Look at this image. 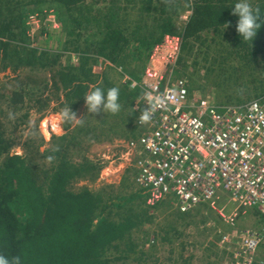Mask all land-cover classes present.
Here are the masks:
<instances>
[{
    "label": "trees",
    "instance_id": "1",
    "mask_svg": "<svg viewBox=\"0 0 264 264\" xmlns=\"http://www.w3.org/2000/svg\"><path fill=\"white\" fill-rule=\"evenodd\" d=\"M98 1L102 0H0V70L10 67L35 74L49 69L51 73V80L45 76L42 79L31 75L17 77V85L3 95L13 115L22 109L29 112L39 103L40 89L43 91L42 86L48 85L49 80L54 90L62 92L64 107L72 111L85 101L90 85L105 93L116 87L119 110L105 112L104 116L98 113L109 126L103 129L99 126L98 132L91 131L92 121L86 120V128L76 131L87 139L110 132L122 135L114 124L135 127L136 112L132 105L141 91L119 82L110 73L136 76L144 69L153 46L165 34L178 32L182 35L183 55L179 60L182 62L179 74L185 73L188 67L185 62L194 48L203 54L205 49L206 57L202 54L201 59L213 65L208 68L211 72L224 75L231 70V75L236 72L238 79L245 73L241 74L244 69L237 63L250 68L246 83L240 86L247 91L252 84L253 93L243 99V90L239 89L235 96L229 97L232 104L264 96V26L252 41H242L235 28L237 17L231 8L237 0H192L190 3L189 0H103L108 4L103 6L107 10L104 15L99 14V9L95 12ZM249 2L264 15V0ZM51 9L60 13L62 31L67 37L59 53L29 46L33 40L45 38L47 32L43 28L36 35H27L28 15L45 16ZM185 11L190 16L180 28L177 17ZM226 22L230 23L225 28ZM69 51L77 55L73 63L65 60ZM97 59L107 65L97 67ZM193 61L194 70L196 62ZM185 77L189 84L194 82L189 73ZM43 99L42 108L48 105L47 98ZM5 128L0 122V254L9 258L20 256L21 264H129V253L139 251L141 244L131 232L132 227L142 221L136 217L121 220L109 216L104 205L110 196L105 199L84 186L76 191L70 189V182L95 174L98 169L85 158L75 161L71 156L79 143L75 142V135H70L76 131L55 136L47 150L50 164L44 166L32 162L28 154L11 153V144L7 143L13 139L10 138L13 130L8 133ZM132 136L134 131L125 135ZM68 138L74 141L67 143ZM171 229L174 233L180 232V227L171 226Z\"/></svg>",
    "mask_w": 264,
    "mask_h": 264
},
{
    "label": "built area",
    "instance_id": "2",
    "mask_svg": "<svg viewBox=\"0 0 264 264\" xmlns=\"http://www.w3.org/2000/svg\"><path fill=\"white\" fill-rule=\"evenodd\" d=\"M47 12L28 15L27 35L58 27L53 10ZM189 16L180 14V23ZM181 55V33L165 34L151 49L141 78H126L141 91L135 109L141 116L147 110L149 119L136 120L138 136L120 142L106 168L109 175L129 170L149 207L187 214L205 206L235 228L237 210L225 215L216 204L226 192L238 207L251 208L260 226L220 233L205 264H264V96L217 104L196 95L185 76L174 77ZM205 226L213 228L214 220Z\"/></svg>",
    "mask_w": 264,
    "mask_h": 264
},
{
    "label": "rangeland",
    "instance_id": "3",
    "mask_svg": "<svg viewBox=\"0 0 264 264\" xmlns=\"http://www.w3.org/2000/svg\"><path fill=\"white\" fill-rule=\"evenodd\" d=\"M96 3L97 4L94 5V8L96 9L95 12L100 10L101 13L99 14L104 15L107 10L104 9L103 6H108V4L103 0ZM43 6H41L42 9L47 8H43ZM53 14L56 22H58V27H49L46 31L47 36L43 38L44 40H37V42H34L33 40L29 44L30 47L37 45L41 50L49 49L58 53L60 49L65 47L64 41L67 37L62 31L60 13L54 12ZM177 19V25L181 28V21L179 20V17H177ZM88 36L90 38L91 35ZM83 38L84 37H82V40ZM66 52L67 51H65V53ZM72 53V51H69L67 55L64 56L65 60L67 59L68 61H71L72 58V60L75 61L76 59L71 56ZM206 53L207 51L205 49L203 54V52L194 48L190 58L185 62L188 66L185 73L177 74L175 72L174 77H177L178 75L186 76V74L189 73L194 80L192 84H189L190 91L194 92L196 95H208L212 97L217 104H231L232 101L229 100V97L235 96L237 91L242 89L240 84L246 83L247 73L250 68L246 65L237 63L239 68L241 65L242 69H244L241 74L245 73V75L238 79L235 77L236 72L231 75V70H228L224 75H219V71H209L208 68L210 66L213 67V65L204 62L201 59V55L203 54L206 57ZM182 57L183 55H181V58ZM208 58L209 57H207V59ZM193 60L196 62V68L194 70L192 65ZM209 60H211V58H209ZM105 65H107V62L97 59V67L103 68ZM179 67L180 69L182 68V62L179 63ZM118 70L120 71L119 68ZM143 71L144 69H141V72L136 76L131 75L133 78L127 74H121L119 72L118 74L110 73V75L115 76L119 82H125L129 86L130 81L126 78L128 77L132 80H139ZM229 74L231 76H228ZM27 75L38 76L41 79L42 76H45L47 78L49 77L51 80L49 69H46L45 72L41 71V73L35 74H31L28 70L23 69H17L16 71L11 70L10 67L0 70V122L4 125V128L6 127L5 129L8 133L13 130L10 136V138L13 137V139L7 143L11 144V153H21L23 155L28 154L32 162H36L37 164L40 162L39 164L48 166L50 161L47 159V150L51 147L55 136H66V134H70L69 132L73 129L76 131L77 129L79 130L80 127L86 128V120L92 121L91 131L95 129L98 132L100 131L99 126H101L102 129L103 127L109 126L105 125L104 119L100 118L98 113L104 116L105 112H109L110 110L104 109L103 111L101 110L97 113H92L88 110L85 101L74 111L69 110L62 104V92L54 90V86L50 80L48 85H41L44 89L43 91L40 89L41 94L39 95V103H36L34 107L30 108L29 112H27L28 110L25 112V109H22V111L13 115L9 108L7 97L3 96L5 95L4 92L17 85V77H25ZM227 76L228 79L226 80ZM252 88L253 85L249 84L250 90L245 91L246 89H242L243 92L241 95L243 99H246L248 94L253 93ZM93 90H95V87L90 85L88 94ZM139 96L134 100L132 105V108L136 112L133 125L141 116V112L134 107L137 106L135 101L139 99ZM43 98H47L48 102L47 107L44 108L41 107V104H43L42 102L45 101ZM140 104L141 103L139 102L138 105ZM93 117L98 120H94ZM115 121H119V118H116ZM114 127L120 129L121 132L119 133L122 135L110 132L96 139L92 137L87 139L81 135L80 131V133L78 131L74 133L71 132L72 134L70 135H75L77 138L75 139V142H79L77 144L75 143L76 145L73 148V153L71 155L73 159L75 161H80L85 158L92 164L96 165L98 169L95 174L87 175L70 182L69 187L71 190L76 191L84 186L88 187V189L93 192L101 194L105 199L110 196V199L104 206L106 212H108V214H110L109 216H112L113 218L128 220L129 218L136 217L142 221L137 226L132 227L131 232H134V237L138 236V241H140L141 244H139V251L136 250L135 253H129L127 259L129 264H202L203 262L200 261V258H204L205 254H212V251L215 248V243L213 244L212 241L216 242L218 237L220 238V233L231 232L233 229L238 233L245 228L260 226L251 208L238 207L237 203L229 199V195L226 192L220 194V197L216 200V204L218 209L223 207V213L225 215H228L234 209L237 210L238 216L235 219V228L226 224L218 217V214L215 213V211L209 210L205 206L196 207L191 213L183 214L179 217L174 212L168 213L164 206H159L157 208L147 206L144 195L141 194L139 187L135 184L134 179L131 178L127 170L123 174L119 172L109 175L108 169L106 168V158L108 156L113 158L118 156V152L121 148L120 141L128 138L125 137V135L134 131L135 136H132L131 138H135L138 136L140 129L136 125L134 128H130L126 124L117 123L114 124ZM70 135H68V137H70ZM77 135L80 137H77ZM68 140L69 138L67 139V143L70 141ZM25 142L27 143L26 147L24 146ZM116 169L117 167L114 168V170ZM118 205L119 207L117 208ZM243 210L244 212H242ZM202 211L204 212L202 213ZM174 216H176L178 222H175L173 225L174 222L171 221V218ZM189 218L191 221L188 223L187 220H189ZM213 220L214 227L209 229V233L204 236L205 229H202L203 225L205 226ZM179 223L184 224V226L182 227L179 225L181 226L180 232L174 233L171 226L178 227ZM186 224L188 225L185 227ZM218 228L220 229V232L217 231ZM166 237H170L171 240H164ZM117 264L122 263L118 262Z\"/></svg>",
    "mask_w": 264,
    "mask_h": 264
},
{
    "label": "clouds",
    "instance_id": "4",
    "mask_svg": "<svg viewBox=\"0 0 264 264\" xmlns=\"http://www.w3.org/2000/svg\"><path fill=\"white\" fill-rule=\"evenodd\" d=\"M231 8L232 14L237 17L235 25L237 34L241 37L242 41H252L258 30L264 26V19L261 18L264 15H262L261 10L258 7L254 8L249 0H237ZM229 23L226 22L224 24L225 28L228 27ZM84 99L88 110L92 113H97L104 109L115 113L120 108L118 102L119 89L116 87L108 89L106 93L103 89L96 88L90 94L85 95ZM140 119L143 121L149 119L147 110L142 114ZM0 264H21V257L13 256L9 258L0 254Z\"/></svg>",
    "mask_w": 264,
    "mask_h": 264
},
{
    "label": "crops",
    "instance_id": "5",
    "mask_svg": "<svg viewBox=\"0 0 264 264\" xmlns=\"http://www.w3.org/2000/svg\"><path fill=\"white\" fill-rule=\"evenodd\" d=\"M71 56L74 58V59H76V57H77V55L73 52L72 54H71ZM76 61V60H75ZM74 61L72 60V58H71V63H73ZM127 139H129V137L127 138ZM127 139H125V140H127ZM122 141H124V139H122L120 142H122ZM128 171V170H127ZM167 212L168 213H176V215L179 217L180 215H179V213L178 212H176V211H174V210H171V211H168L167 210ZM204 211H202V213H203ZM189 214V213H188ZM170 219V218H169ZM168 219V220H169ZM171 221L172 222H174L173 223V225L175 224V222H178V220H177V218H176V216H174L173 218H171ZM191 221V219L189 218V220H187V222L189 223ZM258 222V221H257ZM179 225H181L182 227L184 226V224H181V223H179L178 224V227H180L181 228V226H179ZM188 224H186L185 225V227L187 226ZM176 226H177V224H176ZM202 229H205V233H204V236H206V234L207 233H209L208 232V230L209 229H212V227H210V226H205V227H203ZM164 240H167V241H170L171 240V238L170 237H166ZM166 242V241H165ZM201 259H203V260H201ZM200 261H202L203 262V264H205V263H207V261H208V258L207 257H202V258H200ZM199 264V263H198Z\"/></svg>",
    "mask_w": 264,
    "mask_h": 264
}]
</instances>
